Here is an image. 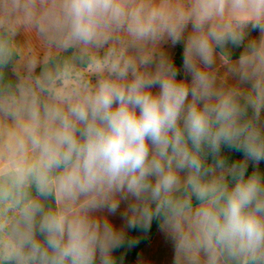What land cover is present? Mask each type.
<instances>
[{
    "label": "clouds",
    "instance_id": "obj_1",
    "mask_svg": "<svg viewBox=\"0 0 264 264\" xmlns=\"http://www.w3.org/2000/svg\"><path fill=\"white\" fill-rule=\"evenodd\" d=\"M262 113L264 0H0V264H115L125 233L93 213L129 198L174 264H264Z\"/></svg>",
    "mask_w": 264,
    "mask_h": 264
},
{
    "label": "rangeland",
    "instance_id": "obj_2",
    "mask_svg": "<svg viewBox=\"0 0 264 264\" xmlns=\"http://www.w3.org/2000/svg\"><path fill=\"white\" fill-rule=\"evenodd\" d=\"M190 27L191 26H189V31H190ZM186 35H187V32H186ZM15 40L21 46L31 45L38 50L40 49V42L36 38L35 34L27 33L23 29H21V31L17 34V36L15 37ZM183 47H184L183 43H179L173 46L170 41L163 42L161 44L162 51H164L173 61L179 55H181V57L183 56ZM40 55L41 57L43 56L42 51H40ZM218 64H219V61H218ZM14 66L15 64L11 66V72L13 75H15ZM225 70L226 69L224 67H220L219 74L223 75ZM95 79L96 77H93V81H95ZM177 79H187L190 81L191 76L185 73V71L183 70V66H182L180 68V74H179V77H177ZM234 82H235L234 79L229 80V83H234ZM242 86L247 87L248 85H242ZM158 90H159L158 88L153 89L154 92ZM261 119L262 121H264V113L261 114ZM263 161L264 160L260 161L259 163ZM259 163H256L252 160H248V166H256ZM127 203L129 204L131 203V198H129L128 200H121L120 207L115 214L110 213L107 210V208L100 209L102 211V216H103L102 218H107L109 221H118L120 223H124L125 220L122 217V213L126 211L125 206L127 205ZM98 212L99 211H97V213ZM160 247L162 248V251L159 250ZM145 260H148L149 264H174V260H175L174 242L171 239V237L164 230H162V228L161 230H159L157 236L151 240V245H150L148 252L146 253Z\"/></svg>",
    "mask_w": 264,
    "mask_h": 264
},
{
    "label": "trees",
    "instance_id": "obj_3",
    "mask_svg": "<svg viewBox=\"0 0 264 264\" xmlns=\"http://www.w3.org/2000/svg\"><path fill=\"white\" fill-rule=\"evenodd\" d=\"M260 36L259 30H250L249 31V35L248 37L245 38L244 42L237 46V45H231L229 44L227 46V51L230 55V58L235 61L239 58V56L241 55L244 46L247 44L249 39H253L256 38L258 39ZM222 50L221 49H217V52L220 53ZM70 53H66V55H68ZM174 63L177 65V67L179 68V73H178V77L180 74V68L182 67V57L181 55H179L175 60ZM14 64L10 63L9 66L4 70V78L6 81H12L15 82L16 81V76L12 74L11 72V66ZM40 68H38L36 70L37 73H39ZM221 155L225 158L226 163L230 166L233 162H237V161H243L245 159L244 153L243 151L240 150H236L235 148H231L227 145L222 146L221 148ZM208 161L211 162L212 161V156L209 154L208 156ZM253 171H259L260 174L262 175V177H264V161L259 163L256 166H248L247 167V175L252 174ZM231 181V178H229ZM52 201L49 200V203H51ZM195 202V201H194ZM162 221L159 219H154L151 226L148 229H140V228H136V229H131L127 235V237L125 238V242L122 246H120L119 248H116L113 252V257L115 260V264H119V261L126 255V253L129 250V247L132 243H134L135 241H139L138 245L136 246L135 250L133 251V254L131 255V257H129V259L127 260L126 264H131L133 262V260L135 259V257L137 256L138 252L142 249V247L146 244L147 240L149 238H152L155 236L158 228L161 226Z\"/></svg>",
    "mask_w": 264,
    "mask_h": 264
},
{
    "label": "crops",
    "instance_id": "obj_4",
    "mask_svg": "<svg viewBox=\"0 0 264 264\" xmlns=\"http://www.w3.org/2000/svg\"><path fill=\"white\" fill-rule=\"evenodd\" d=\"M129 203H127V205L125 206V208L127 209ZM97 211H99L97 213ZM95 211V213L93 215L100 217L101 219H103L102 217V211L99 209ZM118 230H123L125 233V238L127 237L129 231L131 230V228H128L126 225V222L124 223H120L118 221H110ZM159 230H161V226L158 228L156 234L154 237L149 238L146 242V244L142 247V249L138 252L137 256L135 257V259L133 260V262L131 264H149L148 260H145V256L146 253L148 252L150 245H151V240L153 238H155L159 232ZM139 241H135L134 243H132L129 247L128 252L126 253V255L119 261V264H126L127 260L129 259V257H131V255L133 254V251L135 250L136 246L138 245ZM115 250V249H114ZM159 250L162 251V248L160 247ZM114 252V251H113ZM160 252V251H159ZM113 255V253H112Z\"/></svg>",
    "mask_w": 264,
    "mask_h": 264
}]
</instances>
